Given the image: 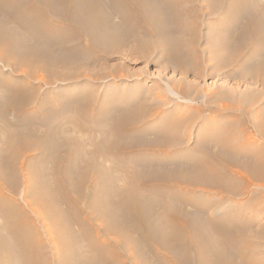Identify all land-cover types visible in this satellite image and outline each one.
Instances as JSON below:
<instances>
[{"label":"bare ground","instance_id":"6f19581e","mask_svg":"<svg viewBox=\"0 0 264 264\" xmlns=\"http://www.w3.org/2000/svg\"><path fill=\"white\" fill-rule=\"evenodd\" d=\"M195 1L0 0V264H49L44 243L32 230L37 221L25 207L34 211L33 202H40L43 217L57 225L64 264H121L115 249L95 238L81 214L79 203L89 194L93 195L90 208L136 250L142 243L165 247L183 264H190L191 248L196 250L198 264H237L230 257L234 252L228 249L234 247L242 259L250 258L245 255V243L235 236L234 214L220 213L222 205L214 210L206 220L209 223L204 222L216 229L211 236L204 225L185 214L182 203L190 196L170 187L184 180H200L211 186L209 192L216 187L219 193L235 197L254 187L264 188V160L255 157L252 166H237L233 154L246 152L233 144V133L214 139L215 149L209 143L203 157L193 149L175 152V144H171L168 155L176 159L172 167H167L165 155L133 156L142 168L127 173L125 168L133 160L123 156L113 159L108 149L124 152L143 141L145 130L138 125L142 121L136 108L114 110L107 101L95 107L97 99L92 94L71 99L62 87L52 93L35 85L44 81L43 71L56 63L90 60L88 48L106 52L122 44L126 35L132 36L139 48L148 41L146 34L158 37L175 60L183 61L181 55L189 52L187 45H191L188 16L200 13ZM203 1L208 2L210 13L226 16L227 62L252 67L264 76V0ZM73 77H53L45 82L53 86ZM91 127L100 129L102 136L92 137L89 149L74 132ZM34 147L41 148V157L26 162L25 154ZM225 153L232 159L230 164ZM104 159L124 171L116 172ZM23 182L32 194L19 193L25 206L14 195ZM156 208L162 211L153 212ZM81 237L90 251H82Z\"/></svg>","mask_w":264,"mask_h":264},{"label":"rangeland","instance_id":"374dc122","mask_svg":"<svg viewBox=\"0 0 264 264\" xmlns=\"http://www.w3.org/2000/svg\"><path fill=\"white\" fill-rule=\"evenodd\" d=\"M194 3L200 13L199 16H188L192 28L187 31V40L191 41V45H187L189 52L181 55L183 61L175 60L173 52L169 47H164L158 37L145 33L148 41L139 48L132 36L126 35L122 44L116 48H104L106 52L88 48L86 53L88 57H92L90 60L79 63L69 59L64 63H56L54 67L43 71L42 83H35L43 92L50 90L54 93L62 87L65 96L71 99L92 94L97 99L95 107L107 101L114 110L123 106L136 108V115L138 114L142 121L138 125L143 126L145 130L143 141L124 152L108 149L113 159L123 156L128 161L133 160L129 162L130 166L125 168L127 173L142 168L139 161L132 159L140 154H149V158L165 155L163 157L166 158L167 167L174 166L176 159H172L167 151L172 150L173 147H169L171 144H175V152L193 149L198 156L203 157L206 152L204 148L211 143L210 147L214 150L213 140L224 133L226 136L233 133L230 136L233 137L229 138L234 139V145H241L247 154H233L236 164H239L237 166L245 163L252 166L255 157L264 160V76H260L252 67L231 66L227 62L229 49L224 45L226 34L223 31L226 27L223 23L226 20L225 14L210 13L207 1L196 0ZM164 40L169 46V39L165 37ZM66 75L76 77L52 84L53 86L45 82L53 77L59 80ZM74 133L89 149L92 148V137L102 136L101 130L95 127ZM162 137L173 141L169 142ZM41 154V148L34 147L24 158L27 162L41 157ZM227 156L225 153L224 157L230 164L232 159ZM103 163L113 167V162L108 159H104ZM115 169L120 174L124 171ZM25 184L21 183L19 192L14 194L16 200L24 206L19 193L25 190L32 196ZM170 187L190 196L182 203L185 214L191 216L198 224L204 225L211 236L217 231L206 220L215 213L214 210L222 205L224 210L220 213L223 211L222 214H234L238 231L235 236L245 243L244 249L248 252H244H247L245 255L250 258L249 261L242 259L235 247L228 248L230 252H234L230 257L237 264H253L254 261V264H264V188L254 187L249 193L235 197L233 193H219L216 187H212V192H209L207 188L211 186L200 180L193 183L184 180ZM92 199L93 195L89 194L79 203L81 214L89 221L90 231L95 238L115 249L121 264H144V261L147 264H163L162 259L167 261V264H183L180 257H174L165 247L154 248L149 243H142L136 250L102 220L97 210L90 208ZM38 204L40 202H33L34 211L25 206L27 212H33L37 221L32 230L44 243L50 256L49 264H64L60 253L61 245L57 239V225L43 217V211L38 209ZM161 211L162 209L156 208L153 212ZM74 228L79 230L77 224ZM130 232L132 237H137L136 232ZM78 243L82 251H90L85 238L81 237ZM189 255L190 264H198L194 248L190 249Z\"/></svg>","mask_w":264,"mask_h":264}]
</instances>
